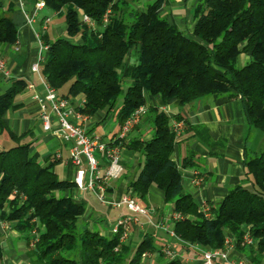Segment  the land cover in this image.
<instances>
[{"label":"trees","instance_id":"16d2710c","mask_svg":"<svg viewBox=\"0 0 264 264\" xmlns=\"http://www.w3.org/2000/svg\"><path fill=\"white\" fill-rule=\"evenodd\" d=\"M162 4L152 0L137 8L126 0H44L48 10L63 11L66 35L51 40L40 35L47 45L42 76L60 96L80 95L82 103L75 108L87 117L97 111L104 118L112 113L121 125L145 105L152 129L149 139L108 140L142 154L129 183L137 200L146 201L149 187L155 185L163 192V202L182 216L172 225L176 238L211 250L222 249L230 236L246 262L264 264V147L258 153L245 152L242 182L229 188L216 207H209L207 217L182 186L181 168L196 165L197 156L188 152L180 165L175 163L178 136L171 117L146 99L157 95L163 103L176 99L190 108L211 95L238 98L247 128L264 134V0H196L191 36L161 14ZM13 10V3L0 1V45L16 42ZM81 13L96 26L83 23ZM241 54L248 59L239 65ZM8 81L0 93V135L6 137L0 146V223L9 224L27 245L36 232L35 244L26 249L28 263L146 264L144 253L162 256L147 236L133 248L120 240L122 228L106 236L98 226L89 227L82 219L85 204L71 194L75 182L54 169L56 154L41 162L31 150L33 141L24 140L29 132L17 135L6 123L5 113L19 107L16 100L27 87L21 77ZM175 119L184 117L176 114ZM189 126L199 137L205 133L201 125ZM246 231L253 241L242 245ZM156 264L184 262L176 255L162 256Z\"/></svg>","mask_w":264,"mask_h":264},{"label":"crops","instance_id":"0c3cea01","mask_svg":"<svg viewBox=\"0 0 264 264\" xmlns=\"http://www.w3.org/2000/svg\"><path fill=\"white\" fill-rule=\"evenodd\" d=\"M0 1L4 5L13 3L14 10L11 16L17 23L16 42L10 45H0V57L3 59L5 69V72L0 71V93L5 90L9 83L8 79L11 77H21L27 82L25 92L19 95L16 100L20 104L19 107L5 113L4 119L15 134L29 132L25 141H33L31 150L38 152L41 162L44 163L47 156L52 158L59 153L60 157L57 158L54 169L63 179L73 180L75 167L69 158L70 142H65L56 134L43 129L39 118V105L32 95L34 92H43L44 87L41 76L31 71L30 68L40 51L39 38L41 34L45 33L50 40L66 35L63 11H51L44 5L38 10L34 21L27 23L24 11H30L37 0ZM126 1L137 8H142L145 2V0ZM195 1L163 0L160 12L169 22L175 23L184 31L191 32L194 24L191 7ZM45 17H49L46 25L44 24ZM244 56L246 61L248 56ZM146 99L147 104L157 106L160 110L165 111L171 117V121L176 120V114H181L184 117L181 119L182 122L187 121V124L183 122V128L174 145L172 155L177 165H180L182 158L188 152H193L197 156L196 165L181 168L183 191L193 196L199 209L204 204L208 207H216L229 188L242 182L245 152L258 153L264 147V137L258 135L255 128H247L238 98L211 95L198 101L190 108L181 107L176 99L163 103L157 95H147ZM68 101L70 106L75 108L81 104L82 97L79 95L68 99ZM106 117L104 118L102 111H97L92 116H86L78 121L73 116L70 119L84 127L89 133L108 141L118 134L120 125L117 131L112 132L110 136L103 132L98 134L97 127L106 124ZM189 125H201L205 129V133L199 137L194 134ZM111 129L114 130L113 126ZM151 135L149 115L145 113L128 133L125 141L127 142L134 136L146 140ZM5 141L6 137L0 138V146ZM97 157L99 166L104 169L107 165V162H104L106 159L99 154ZM81 159L84 168L86 165L84 156ZM142 159V154L139 152H135L125 145L120 147V161L123 170L117 178L108 181L105 202L96 200L95 195L89 190L74 189L71 193L73 198L85 204L86 211L82 219L89 222V227L98 226L102 234L110 236L111 228L118 217L137 215L139 220L136 224L132 223L129 226L127 236L122 240L123 243L134 248L144 236H147L152 238L154 244L159 248L164 245L170 246L184 264H202L203 249L196 244L185 243L169 234L168 229L172 228L171 217L174 211L171 205L167 207L163 202L161 189L151 185L146 195V201L138 200L152 210L150 219L145 215L130 212L123 203H120L122 195L126 193L136 198L134 190L129 188V183L134 178ZM194 171L198 172L201 179L199 183L192 181ZM86 180L87 172L85 170L83 183ZM0 231L2 233L0 243L2 264H28L27 248L25 251L24 249L20 250L26 246L25 240L19 238V233L9 224L5 223L4 228ZM226 250L231 261L244 259L243 255L235 248V241L232 237ZM161 255L166 258L162 252ZM162 256L156 251L146 252L143 260L146 264H156ZM213 264L228 263L217 258Z\"/></svg>","mask_w":264,"mask_h":264},{"label":"built area","instance_id":"2783aa9c","mask_svg":"<svg viewBox=\"0 0 264 264\" xmlns=\"http://www.w3.org/2000/svg\"><path fill=\"white\" fill-rule=\"evenodd\" d=\"M44 7V0H37L30 11H24V17L27 23H32L35 16L41 8ZM107 10L103 15L102 22L105 23L108 18ZM80 20L90 27H95L96 24L87 15L79 14ZM49 17L44 18V24L46 25ZM103 27V26H102ZM40 51L31 64V71L38 73L41 76L43 83V92H34L32 97L38 102L39 105V118L42 123V127L46 131H50L53 134L59 136L63 141L70 142L69 145V158L73 166L75 167L73 181L80 190H89L95 195L100 202H105V191L107 184L110 179L117 178L122 170V164L120 161V145L118 143H110L101 139L95 134L89 133L84 127L71 121L70 117L73 116L76 121L84 119L86 116L83 115L79 110L70 106L67 98L58 95L54 88H52L44 79L41 73L42 64L44 61V51L47 49V45L43 44L39 38ZM0 71L5 72L3 59L0 57ZM82 103V102H81ZM146 113V106H138L120 125L118 134L114 137L115 139L124 140L131 129L139 122L141 117ZM173 131L176 136H179L183 128V122L181 120L171 121ZM106 157L108 163L102 169L99 166L97 155ZM60 157L59 153L56 154ZM84 156L87 165V180L83 183L85 169L83 168V162L81 157ZM193 183H199L201 180L198 172L194 171ZM120 203H123L126 208L135 214L145 215L150 219L152 210L143 204H141L134 196L130 194H124L121 197ZM204 215L211 217L209 207L204 204L201 207ZM182 216L179 213L174 212L171 217V223L175 220L180 219ZM139 218L137 215L120 216L118 217L112 228V233H117L122 228L120 240H124L127 236L129 226L138 222ZM5 223H0V229L4 228ZM171 236L174 233L171 229H168ZM33 237L28 240V245L32 247L36 240L37 234L33 230L31 232ZM231 237L228 236L224 241V247L222 249H211L203 250L202 252V264H213L217 258L223 259L228 264H249L244 259L237 261H231L227 255V246L230 245ZM253 241L252 237L246 231L242 236V245L250 244ZM196 244V243H193ZM197 245V244H196ZM160 251L168 259L175 257L177 254L168 245H164L160 248ZM146 253L143 254V256ZM0 264L2 262L0 261Z\"/></svg>","mask_w":264,"mask_h":264},{"label":"rangeland","instance_id":"374dc122","mask_svg":"<svg viewBox=\"0 0 264 264\" xmlns=\"http://www.w3.org/2000/svg\"><path fill=\"white\" fill-rule=\"evenodd\" d=\"M152 0H145V2H144V5H143V7L146 5V3H148V2H151ZM185 32V34L186 35H188V36H191V32H187V31H184ZM244 54L243 55H241L240 57H239V61H238V64L239 65H242L244 62H245V59H244ZM126 85H123V87H125ZM119 102H120V99H119ZM106 124L105 125H100V126H98L97 127V133L98 134H100V132H103V134H105V135H107V136H110L111 135V133L112 132H116L117 131V129H118V126H119V124L116 122V120H115V118H114V116L112 115V113H109L108 115H107V117H106ZM113 126V129L114 130H112L111 129V127ZM257 133H258V135H262L263 137H264V134L261 132V131H259V130H255ZM5 136V134L3 133V134H1L0 135V138H3ZM26 139V137L24 138V140ZM12 143L9 141V143H7V145H11ZM263 148V147H262ZM84 169L86 170V172H87V165H84ZM84 183H85V181H84ZM94 195V194H93ZM96 200H97V198H95ZM168 205H171V204H166V206L168 207ZM27 244H26V246L24 247V248H20V250L22 249H24V251H25V248H27ZM18 251H19V249H18ZM27 263H28V260H27ZM29 264V263H28Z\"/></svg>","mask_w":264,"mask_h":264}]
</instances>
